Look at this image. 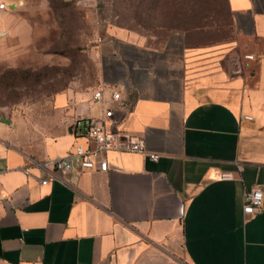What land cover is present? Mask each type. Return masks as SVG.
I'll use <instances>...</instances> for the list:
<instances>
[{"label":"crops","instance_id":"1","mask_svg":"<svg viewBox=\"0 0 264 264\" xmlns=\"http://www.w3.org/2000/svg\"><path fill=\"white\" fill-rule=\"evenodd\" d=\"M0 1L1 65L32 26ZM225 4V40L106 23L89 50L95 78L53 93L33 149L0 120V264H264V60L245 57L264 50V0ZM98 86L120 95L107 126L143 151L108 150L105 170L40 183L31 160L85 143L73 122L101 115ZM253 186L261 203L244 213Z\"/></svg>","mask_w":264,"mask_h":264},{"label":"rangeland","instance_id":"2","mask_svg":"<svg viewBox=\"0 0 264 264\" xmlns=\"http://www.w3.org/2000/svg\"><path fill=\"white\" fill-rule=\"evenodd\" d=\"M12 7L31 23L32 37L0 65V120L15 126V140L30 150L54 117L53 93L95 78L89 50L106 23L146 36L185 30L190 39L208 41L236 35L225 0H16Z\"/></svg>","mask_w":264,"mask_h":264},{"label":"built area","instance_id":"3","mask_svg":"<svg viewBox=\"0 0 264 264\" xmlns=\"http://www.w3.org/2000/svg\"><path fill=\"white\" fill-rule=\"evenodd\" d=\"M5 5L3 1H0V8L5 7ZM96 39L99 40L100 36H97ZM245 57H258V59L264 60V50L256 55L246 53ZM119 97V91L114 88L110 89L106 96L101 87L98 86L92 89L91 99L97 101L101 106V115L75 118L73 122L74 134L83 137L84 144L76 143L71 150L59 156L31 160V164L43 171V175L39 178L40 183L54 179L65 181L64 175L67 172H79L85 168L96 167L99 170H105L107 162L104 153L108 150L143 151L140 139L130 137L119 139L107 126V121L113 116V104ZM148 156L155 159L158 154L151 152L148 153ZM24 171L27 170L24 168ZM219 176L223 178L230 177V172L221 171ZM260 203L261 190L258 186H253L243 193L241 209L244 213H253L259 208Z\"/></svg>","mask_w":264,"mask_h":264}]
</instances>
